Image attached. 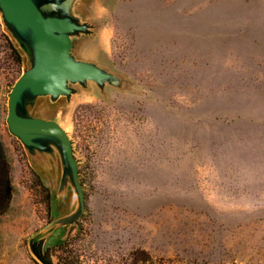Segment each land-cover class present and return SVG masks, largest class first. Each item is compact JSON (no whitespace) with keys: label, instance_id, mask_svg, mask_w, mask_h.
I'll return each instance as SVG.
<instances>
[{"label":"rangeland","instance_id":"obj_1","mask_svg":"<svg viewBox=\"0 0 264 264\" xmlns=\"http://www.w3.org/2000/svg\"><path fill=\"white\" fill-rule=\"evenodd\" d=\"M108 74L26 96L66 132L26 146L8 95L32 49L0 10V264H264V0L42 2Z\"/></svg>","mask_w":264,"mask_h":264},{"label":"water","instance_id":"obj_2","mask_svg":"<svg viewBox=\"0 0 264 264\" xmlns=\"http://www.w3.org/2000/svg\"><path fill=\"white\" fill-rule=\"evenodd\" d=\"M65 2L67 0H0L4 22L10 26L23 43L32 49L33 62L16 80L8 95L6 123L9 132L26 146L32 144L34 133L55 134L63 147L70 165L72 179L79 190L80 205L83 207L82 187L78 179L77 163L72 153L66 132L54 120L28 117L19 113L24 107L26 96L68 95V83L93 80L101 82L108 74L96 66L75 60L70 55L71 37L85 27L69 16L44 15L42 2Z\"/></svg>","mask_w":264,"mask_h":264},{"label":"trees","instance_id":"obj_3","mask_svg":"<svg viewBox=\"0 0 264 264\" xmlns=\"http://www.w3.org/2000/svg\"><path fill=\"white\" fill-rule=\"evenodd\" d=\"M31 252L41 264H53L50 259L49 250H42V244L40 241L32 242L30 245ZM188 264H200L197 262H191Z\"/></svg>","mask_w":264,"mask_h":264},{"label":"flooded vegetation","instance_id":"obj_4","mask_svg":"<svg viewBox=\"0 0 264 264\" xmlns=\"http://www.w3.org/2000/svg\"><path fill=\"white\" fill-rule=\"evenodd\" d=\"M41 134H44V133H34L33 138H32V141H33L34 138L39 137Z\"/></svg>","mask_w":264,"mask_h":264}]
</instances>
